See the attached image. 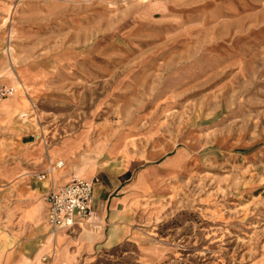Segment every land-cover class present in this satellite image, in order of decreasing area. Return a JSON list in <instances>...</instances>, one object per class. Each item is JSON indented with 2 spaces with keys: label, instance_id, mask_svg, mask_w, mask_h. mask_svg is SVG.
Wrapping results in <instances>:
<instances>
[{
  "label": "rangeland",
  "instance_id": "1",
  "mask_svg": "<svg viewBox=\"0 0 264 264\" xmlns=\"http://www.w3.org/2000/svg\"><path fill=\"white\" fill-rule=\"evenodd\" d=\"M165 1L0 0V210L49 186L2 177L17 164L139 181L113 242L73 234L98 244L81 264H264V0Z\"/></svg>",
  "mask_w": 264,
  "mask_h": 264
},
{
  "label": "crops",
  "instance_id": "2",
  "mask_svg": "<svg viewBox=\"0 0 264 264\" xmlns=\"http://www.w3.org/2000/svg\"><path fill=\"white\" fill-rule=\"evenodd\" d=\"M46 155L50 160L52 159V156ZM46 169L47 165L41 163L29 166L17 164L2 175L8 180H12L18 178L22 173L21 176L42 172L40 175L47 174V177L40 178L42 181L47 180L49 186L46 187L45 183L37 181L35 176H32L25 178L24 181V184L29 183V186L11 190L10 196L13 198V204L7 210H0V235L4 230H10V238L7 242L0 243V264H81L84 260L95 256V247L98 244L91 247L90 243L81 238L82 236L73 235L80 232L82 234L83 227L74 232L63 231L65 234L60 232L53 235V231L47 225L49 211L47 194L51 186L58 184H56L50 168L47 171ZM84 173L93 174V170L90 167ZM66 180L64 178V181ZM138 184L139 181L135 186L137 187ZM135 186L128 184L122 190L119 185L113 190H109L106 182H100V185L96 183L93 208L102 229V233L98 234L99 238H102L100 246L113 242L118 231L116 224L113 223V218L119 217L122 208L127 206L130 200L128 194L135 191ZM2 216L3 219H1ZM56 237L60 238L59 242L62 243L58 251L59 257L53 258V254L49 256L48 253L52 243H57ZM47 260L49 262L45 263Z\"/></svg>",
  "mask_w": 264,
  "mask_h": 264
},
{
  "label": "built area",
  "instance_id": "3",
  "mask_svg": "<svg viewBox=\"0 0 264 264\" xmlns=\"http://www.w3.org/2000/svg\"><path fill=\"white\" fill-rule=\"evenodd\" d=\"M144 3L165 0H141ZM16 92V88L1 87L0 100L10 98ZM47 174H42L45 179ZM96 181L89 179H73L65 185L51 186L47 194L49 205L47 224L53 233L63 231L74 232L89 224L100 232L101 224L97 221V215L93 208L94 191Z\"/></svg>",
  "mask_w": 264,
  "mask_h": 264
},
{
  "label": "bare ground",
  "instance_id": "4",
  "mask_svg": "<svg viewBox=\"0 0 264 264\" xmlns=\"http://www.w3.org/2000/svg\"><path fill=\"white\" fill-rule=\"evenodd\" d=\"M166 2V1H165ZM168 5V4H167ZM161 7H162V5H161V3H155V4H151V5H149V6H147V7H145V8H143L142 10V12H143V14H146V15H148V14H150V13H152V12H155V11H158V10H160L161 9ZM168 7V6H167ZM171 8V7H170ZM164 10V9H163ZM162 11V10H161ZM166 11V10H165ZM164 12V11H163ZM23 86V85H22ZM31 86V85H30ZM27 92V91H26ZM186 145H187V143H186ZM47 147V146H46ZM45 147V150H46V153L48 154V155H50V156H52V159L53 160H55L56 158H58V157H64V158H67V152L68 153H71V151L72 152H74L76 149H77V147H78V145L76 144V141H73V143H69L68 141L67 142H64V144H62L60 147H55V148H53V149H51V150H49V149H47ZM40 153V152H39ZM109 162V161H108ZM102 164V163H101ZM57 166L59 167V168H61V167H63V166H65V162H63V161H61V162H57ZM113 169V168H112ZM111 169V170H112ZM115 170V169H114ZM116 172V171H115ZM92 173H89V175H91ZM89 175H87V176H89ZM83 176H86V175H83ZM105 232V231H104ZM107 233V232H106ZM105 235V234H104ZM59 255H60V253L59 252H56L55 253V256H54V258H57V257H59Z\"/></svg>",
  "mask_w": 264,
  "mask_h": 264
}]
</instances>
